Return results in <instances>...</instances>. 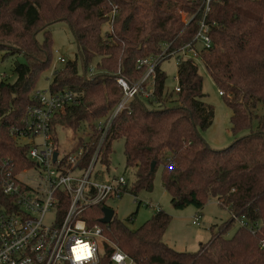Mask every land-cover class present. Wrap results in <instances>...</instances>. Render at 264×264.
I'll list each match as a JSON object with an SVG mask.
<instances>
[{"label":"trees","instance_id":"trees-1","mask_svg":"<svg viewBox=\"0 0 264 264\" xmlns=\"http://www.w3.org/2000/svg\"><path fill=\"white\" fill-rule=\"evenodd\" d=\"M200 7L201 0H0V50L6 51L4 56L24 57L13 64V82L0 80V157L10 156L19 167L28 165L27 145L17 144L10 129L22 124L38 74L47 68L50 24H67L81 61V70L76 60L66 62L48 86L52 92L70 89L81 98L52 118L54 143L57 127L76 130L87 123L91 134L74 145L87 149L85 162L98 145L95 122L107 117L122 96L117 78L132 84L143 72L137 59L158 53L163 43L179 47L191 41L202 17ZM181 11L192 19L184 21ZM205 21L211 47L201 52L200 61L231 110V131L249 132L220 149L206 143L200 131L212 123L213 108L203 99L196 61L181 59L176 103L165 105L164 74L157 69L154 99L136 94L112 118L100 148L101 162L108 165L112 140L121 138L126 165L135 169L131 194L149 190L160 166L161 184L173 207L201 208L214 198L258 227L250 231L238 225L226 236L230 218L198 250L176 251L162 240L168 213L158 209L131 229L114 215L101 223L104 204L96 203L82 216L89 226L99 225L106 239L98 264H109L115 247L132 264H264V0L212 1ZM104 22L108 29L102 31ZM95 56V73L86 77ZM259 105L261 115L253 111Z\"/></svg>","mask_w":264,"mask_h":264},{"label":"built area","instance_id":"built-area-1","mask_svg":"<svg viewBox=\"0 0 264 264\" xmlns=\"http://www.w3.org/2000/svg\"><path fill=\"white\" fill-rule=\"evenodd\" d=\"M212 1L215 0H201L202 17L191 41L179 47L163 43L158 53L137 59L136 67L143 68V72L132 84L117 78L122 96L107 117L95 122L100 137L85 162L87 149L69 146L60 152L51 129L54 115L78 105L80 96L70 89L32 91L33 101L25 110L22 124L10 129L17 144L27 145L28 165L19 167L10 156L0 157V264H98L104 237L99 225L89 226L82 213L93 204L121 197L129 192L132 183L123 175L93 177L96 163H102L100 148L111 120L136 94L145 100L154 99L162 59L174 57L177 65L181 59L200 61L201 52L211 47L205 15ZM192 17L183 20L188 22ZM95 70L87 68L86 77ZM175 78L177 93L178 76ZM21 139H26L25 143L18 142ZM230 215L250 231L258 227V223L243 216ZM196 218L192 223H198ZM109 264H132V259L115 247Z\"/></svg>","mask_w":264,"mask_h":264},{"label":"rangeland","instance_id":"rangeland-1","mask_svg":"<svg viewBox=\"0 0 264 264\" xmlns=\"http://www.w3.org/2000/svg\"><path fill=\"white\" fill-rule=\"evenodd\" d=\"M182 19L188 17L186 12L181 11ZM102 31L108 29L104 22L101 26ZM47 30L51 36V54L47 68L42 70L35 82L34 90H47L52 80L53 73L61 69L68 61L76 60L78 69L81 70V61L76 57V44L74 38L63 21H56L49 25ZM40 42L43 39L42 33L36 35ZM5 50H0V80L13 82L16 74L13 71L14 62H23L24 57L20 54H7ZM63 58L64 61L59 59ZM99 56H95L88 63V68L95 67ZM199 74L202 76V91L205 102L212 105L213 119L210 126L201 130L202 138L208 145L215 149L223 148L229 145L234 139L249 132V129H243L233 133L230 129V108L225 104L222 95L219 94L218 87L212 81L206 72L201 61H196ZM159 68L164 74L163 95L167 96L165 105L176 103L177 93L174 91L176 85L177 64L174 57H166L159 62ZM150 106L148 101H144ZM156 103V102H155ZM262 106L259 105L253 109L254 113L261 115ZM252 126H255L253 121ZM91 134L87 123H82L76 130L68 128H57L58 148L62 152L69 146H74L78 138L86 140ZM26 139L18 140L25 143ZM160 166L153 174L152 186L149 190H140L133 195L129 192L119 198H109L104 201V205L111 208L113 215L124 221L131 229H135L150 218L155 211L161 209L170 216L166 231L162 240L176 251L194 252L198 250L201 244L209 241L213 234L221 230L220 226L231 218L229 210L221 205L216 199H209L201 208L187 205L182 208H175L170 203V195L161 184ZM134 168L127 166L123 152V139H114L111 143V152L108 165L96 163L93 169V177L96 179H106L111 175H123L129 181L134 179ZM197 217V218H196ZM197 219L198 223H192ZM238 226L233 218L229 221L223 234L230 236ZM104 241L106 239L104 238ZM103 251V246H101Z\"/></svg>","mask_w":264,"mask_h":264},{"label":"water","instance_id":"water-1","mask_svg":"<svg viewBox=\"0 0 264 264\" xmlns=\"http://www.w3.org/2000/svg\"><path fill=\"white\" fill-rule=\"evenodd\" d=\"M154 166V163L152 162L151 165H150V168L152 169ZM102 217L100 219V222L101 223H107L109 222L112 217H113V211L111 210V208L107 207V206H103L102 207Z\"/></svg>","mask_w":264,"mask_h":264},{"label":"snow or ice","instance_id":"snow-or-ice-1","mask_svg":"<svg viewBox=\"0 0 264 264\" xmlns=\"http://www.w3.org/2000/svg\"><path fill=\"white\" fill-rule=\"evenodd\" d=\"M85 248H87V246H84ZM78 259L80 258V257H77Z\"/></svg>","mask_w":264,"mask_h":264}]
</instances>
